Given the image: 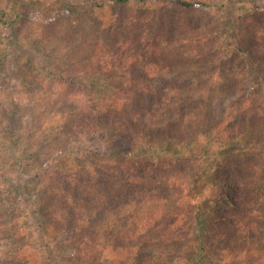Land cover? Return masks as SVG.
Returning a JSON list of instances; mask_svg holds the SVG:
<instances>
[{
	"label": "trees",
	"instance_id": "obj_1",
	"mask_svg": "<svg viewBox=\"0 0 264 264\" xmlns=\"http://www.w3.org/2000/svg\"><path fill=\"white\" fill-rule=\"evenodd\" d=\"M213 1L167 0L164 9L113 29L90 16L99 40L80 69L75 44L65 50L68 60L44 62L37 40L24 32L26 20L38 18L35 11L0 14V91L11 87L10 57L25 46L38 56L27 64L33 94L44 89L37 81L42 73H59L68 88L53 91L48 104L62 115L61 139H36L40 110L33 106L30 124L13 117L7 129L1 152L14 158L0 165V264H21L25 240L14 226L24 205L37 206L44 221L56 217L82 263L108 245L137 248V258L150 246L175 247L172 254H190L196 263L216 238L235 239L229 229L249 234L255 218L264 219L258 209L264 201V13L239 20L234 50L223 58V32L210 17L190 19ZM249 70L255 84L245 78ZM93 79L119 91L93 96ZM95 141L104 144L93 157L78 158L74 169L47 170L49 154ZM255 243L264 251L262 240Z\"/></svg>",
	"mask_w": 264,
	"mask_h": 264
},
{
	"label": "rangeland",
	"instance_id": "obj_2",
	"mask_svg": "<svg viewBox=\"0 0 264 264\" xmlns=\"http://www.w3.org/2000/svg\"><path fill=\"white\" fill-rule=\"evenodd\" d=\"M167 3V0H126L124 3L117 2V0H0V14L3 12L7 17H12L19 10L35 11L38 18L27 19L25 29H23L27 36H30L31 41L37 40L41 47V54L42 52L44 54L42 56L44 62L54 63V60H68L64 56L65 50L70 44H75L77 51L74 62L77 69H80L82 67L79 66L85 64L83 55L92 52L93 45L99 40L92 34L93 22H90L92 21L90 16L101 23L103 28L113 29L120 26L123 20L136 17L137 14L150 15L154 11L164 9L168 5ZM257 12L264 13V0H214L210 10L203 11L197 17L192 16L190 19L199 18L203 23H207V17H210L212 26L219 28L221 33L223 32L220 45L223 50L228 48L223 57L226 58L234 50L233 34L239 20L245 16H253ZM53 22H56V25H53ZM152 26L158 27L155 23ZM33 48L25 46L17 50L9 59L11 87L0 91V165L14 158L13 154L11 157H6L1 152L3 143L5 147L8 144L7 129L11 125V119L13 117L25 119L27 124H30L28 117L31 106L37 111L40 110L39 124H37L39 132L36 139L49 141V138L52 140L54 137L59 139L63 137L62 115L56 109H49L50 105L48 104L50 101H54V97L51 95L53 91L65 92L68 88L60 84L62 82L59 81V73L51 74V76L42 73L38 76L40 79L37 81L44 85V89H41L39 93L34 91L36 95L31 92L26 79L31 80L32 77L27 70L28 61L38 57ZM40 58L35 63L38 64ZM72 70L75 71L76 68ZM21 76H25V78L23 79ZM69 76H73V73H69ZM245 76L253 84L259 81L254 71L249 70ZM49 77L56 82L50 85L47 79ZM64 78L65 80L68 78L66 73H64ZM42 80L44 81L42 82ZM85 80L91 81L92 79L85 77ZM93 80H96V86L91 93L93 96L101 97L119 91L105 79ZM26 134H23L22 137H27ZM96 143L104 144L102 141L90 144L74 143L68 151H57V154L53 153L54 156L47 152L49 158L44 164L50 167L47 166L48 171L62 172L74 169L78 158L94 156L95 151L101 147L99 144L96 146ZM56 144L59 146L60 143L56 142ZM105 155L103 153L98 157L103 160ZM262 162L264 163V160L260 163ZM91 163L92 161L88 160L86 165L90 167ZM43 170L45 168L41 167V171ZM1 171L0 166V175L4 173ZM261 191L264 194V188ZM19 203L23 206L22 201ZM258 207L261 216H264V201ZM21 208L25 212L18 215L19 218L14 226L17 234L25 240L24 246L17 255L21 264H141L142 261L145 262L143 264L147 262L148 264H264V251L259 250L255 243L260 240L264 242V219L255 218L253 225L250 226L249 234L243 233L242 230L229 229L233 231L235 239L232 238V241L228 242L216 238L210 249H204V253L201 255L202 259L196 263H193L190 254L184 256L186 259L188 258V261L177 255L176 252L172 254L173 248L176 251L175 247L168 249L150 246L144 255L137 258V248H118L113 245H108L102 256H88L87 261L82 263L81 254L77 252L72 242L67 240L56 217L49 215L50 221L47 222L43 220V217L34 213L37 206L24 205ZM247 237L250 238L247 239ZM243 238L246 239L244 242Z\"/></svg>",
	"mask_w": 264,
	"mask_h": 264
}]
</instances>
